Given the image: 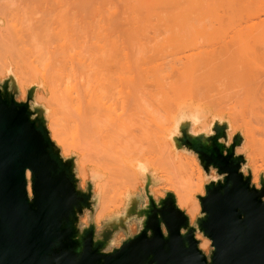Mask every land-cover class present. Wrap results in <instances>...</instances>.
I'll list each match as a JSON object with an SVG mask.
<instances>
[{"label":"water","instance_id":"95a60500","mask_svg":"<svg viewBox=\"0 0 264 264\" xmlns=\"http://www.w3.org/2000/svg\"><path fill=\"white\" fill-rule=\"evenodd\" d=\"M8 76L0 83V264H264V176L257 189L251 171L244 174L246 160L236 153L244 139L238 134L229 145L227 122L216 120L211 136L192 135L193 118L183 117L171 138L177 152H194L207 175L219 176L197 197L195 227L173 193L154 199L147 172L148 204L140 208L128 196L125 216L98 235L95 224L80 226L86 211L95 212L93 185L80 189L75 158L65 159L53 142L47 110L32 106L38 87L18 102L17 81ZM133 220L139 233L114 247ZM198 233L211 241L209 256Z\"/></svg>","mask_w":264,"mask_h":264},{"label":"bare ground","instance_id":"6f19581e","mask_svg":"<svg viewBox=\"0 0 264 264\" xmlns=\"http://www.w3.org/2000/svg\"><path fill=\"white\" fill-rule=\"evenodd\" d=\"M244 1L245 0H232L231 4L234 5L237 3L238 6L241 2L245 4ZM247 1L249 2V0ZM213 2L214 0H169L168 5L170 6L169 9L174 11L173 16L175 17L181 14L178 19L183 16L184 19L188 18L187 21H189L186 25H178L180 27L178 33H185L187 29L188 32L192 29H196V25L202 24L206 26V10ZM10 6H12V10L8 13V15L10 14V17H16L15 15L18 16L16 13H18L21 8L24 9L21 10L22 12L27 10L25 12L28 13L29 11V16L31 15L30 18L25 15L27 17L26 20V17L24 16L25 12L22 15H20L19 12L20 17L23 16L22 18L24 20L22 19V21L26 24V26L23 27H26L28 32L27 34L24 33L26 35L25 38L24 34L21 36V38H24L22 40H24L23 43L25 44L22 45L29 46L31 43H35V45H38V49L42 46V50H44L43 54L39 52L41 54L38 55L36 50L38 52L40 49L38 50L36 48L33 52V55L35 53L34 57H36L34 58L32 54L27 53L28 51L26 50H29L28 47H25L26 50L21 44L17 47L18 45L14 43L19 41L9 42V39L5 38L9 42V47L13 45L11 47L12 49L14 46L17 48H20L21 46L24 50L22 52L24 53L23 56L21 55L22 53L19 54V49L11 50L15 52L17 51L19 54L14 57V54L11 53L13 58H16L15 62L13 59L15 67L17 65V68L13 71L33 81L36 80V83H43L44 94L47 101L43 96H41L43 98L40 99L42 101L44 99V101L48 103L45 102L46 106L49 105L50 107L49 128L52 133L53 141L62 147V154L67 157L69 153L76 152L80 157L78 165L81 168L82 173L90 176L88 167L91 164L94 166V169L100 173L97 175L98 178H106L105 181L96 185L99 193L103 190L105 191L103 199L107 201V204L102 202L101 207L103 209L107 207L110 215H112L111 212L115 210L118 211V209L120 210L121 207L119 203L124 199V194L129 193L132 185H134L135 182L138 183L139 173L144 174L149 171V168L156 170L163 168L164 166L168 167L174 163H178L176 168L182 175V187L184 189L186 187V192H188L190 198H194L198 192L201 190L203 191L204 174L200 167L196 164L192 165L188 160L184 163L179 161L176 162L178 160L179 152L173 150L172 143L168 142L165 136L167 131L165 129V123L171 125V117L176 113L177 108L179 109L181 106V100L185 98V95L182 94V92L185 94L188 86L183 79L185 75L188 73H195L202 68L207 67L206 61L209 63L208 57L215 56V52L208 53L203 51L197 54L186 55L185 53L187 51L200 49L201 46L193 39L187 38L186 40L181 41V53L184 55L175 60L174 63L176 65L178 64L180 68L173 67L172 74H178L183 79L184 84L180 85V82L174 80L173 75L162 78L159 75L158 77L156 76V79L161 78L163 83L165 80H167L165 83L169 82L165 85L169 87L168 90L170 89V86H172L173 91L175 90L173 96L165 98L161 93L160 95L157 94L162 86L156 91L157 88L154 87L153 84H151L152 88L149 86L150 84H148L151 83V80L148 79L151 76L148 77V75L153 71L147 72V69L143 68L136 69L130 64V62H128V60H126V63L119 62L120 55L114 48L110 37L96 34L91 37L92 45L86 47L88 42H83V36L76 35L73 37L70 35L68 19L69 0H0V70L9 67L10 63L9 59L3 55L6 54L4 52L6 50L4 49H7V51L10 49L9 47H4V42L7 43V41H4L3 31L9 18V16L7 17V11L11 8ZM241 10L242 11L238 10L239 24L236 26L235 35L232 37L231 42H234L235 39L245 31H255L260 28V22H256V20H259L260 16H264V3L261 6L253 4ZM11 12L15 15L13 16ZM203 12L205 15L201 14ZM196 15L199 16L197 17ZM8 21H10V19ZM8 24L10 25L9 22ZM18 24L19 23H17V25ZM19 25L18 27H20ZM9 27L12 31L15 26L12 24V26L10 25ZM9 27L7 29H9ZM14 29L16 30V28ZM15 30L10 33H13ZM19 30L21 32V29ZM18 37L20 38V34ZM18 37L17 40L22 41L21 38L19 39ZM12 39L10 38V40ZM36 42L39 43L36 44ZM10 43L13 44L11 45ZM70 43L75 44L76 47L80 49L77 54L74 55L69 52L68 44ZM40 44L41 46H39ZM35 45H31L32 49H35L33 48ZM30 53H32V51H30ZM236 54L239 57L236 58ZM241 54L243 53L240 52L239 55L238 53H228L226 56L229 61L233 60V58L234 61L238 58H241L243 61L240 62L243 64L242 68L239 63L240 65L238 64L239 66L237 67L239 70L236 68V71L233 72L235 74L234 77H237L236 83L244 80L242 83H238V85L241 84L242 87H246V90H248L249 93H251L250 91H254V95L252 93L253 97L256 94L257 97L261 96L260 98L262 99L263 97L264 99V93H262L264 92V45L263 49H260L258 52ZM8 55H10V53H8ZM28 55L32 57L30 58ZM16 56H19V58ZM25 56L29 58H26ZM9 57L12 58V56ZM17 59H20L21 61ZM257 61H260V70L255 66ZM41 62L42 65H44L39 67L38 64ZM231 62L233 63V61ZM231 62L224 69V71L228 69L225 71L226 74H231L233 71L230 68L232 64ZM248 65L252 66L254 71H249L251 67ZM247 67L249 69H247ZM256 70L260 73H257ZM154 71H156V73L158 72V74L163 72L160 68H155ZM244 73H246V75L249 73V75H245L244 77ZM251 73L252 75H250ZM160 82L161 81L157 83L160 84ZM163 83H161V85H163ZM148 86L151 91L153 89L152 92L149 91L150 89ZM174 86H177V89H174ZM182 86L184 88H182ZM240 86L238 89L243 92L241 95H247V99H250L252 95L249 96L248 92L244 88H240ZM173 91L171 90V92ZM240 91L239 93H241ZM155 92L156 95H159L160 97H156ZM171 92L169 91L166 93H170L169 95H171ZM260 92L262 94H260ZM239 93H237L238 96ZM153 94L155 95V98H153ZM151 96H153V99L149 101ZM161 96L163 97L162 100ZM238 96L236 98L240 100L242 96H239V98ZM229 97L230 99L233 98H231V96ZM245 97L246 96H244V98ZM154 99L155 102H153ZM228 99L227 101H229ZM235 100L234 102L238 101ZM250 100L254 99L252 98ZM258 100L256 98L255 101H251V104L253 103L252 105L255 107L251 108V106H247L246 108H243L246 111V115H249L248 113H250L252 109H256L253 111L255 115L253 112V115L250 113V116L252 115V117L255 118L254 122L252 118V120L249 118V121H247L248 117H244L245 115H243V113L245 111L243 109L241 112H238L240 114L237 113L238 115L236 112L234 113L233 111H236L235 106L233 107L234 109L232 108L234 116L232 114L231 116L229 115V117H233V120L231 119V121L234 130L237 127L239 128L240 126H243L244 135L246 136L245 149L251 147L255 143L260 144V107L258 104L260 100ZM224 101L226 102V99ZM222 104L221 107L219 106L221 110H219L220 108L217 110L224 112V108L227 109L229 105L227 106L224 103V106L222 107ZM238 104L239 103L236 102L235 105L237 106ZM152 105L155 109L152 108ZM260 105L264 104L260 103ZM150 108L152 110H150ZM229 108L226 110L227 112ZM162 114L164 115L162 116ZM240 116L242 118H240ZM237 117L239 120H243L244 118L246 121H238ZM161 118H164L165 120H163L165 122L162 121ZM69 121L74 122L73 125L75 123L77 125V129L75 127L73 130H76V135L79 137H71V139L79 138L80 142L78 144L76 143V140L70 142L68 136H66L67 134L65 132L64 123ZM240 122L243 123V125ZM79 139L77 141H79ZM90 155L93 159H91ZM251 167L252 171H254V167ZM28 178H30L29 173ZM93 178H95V176ZM30 190L29 187V192ZM186 205L185 209L187 210L188 215L194 218L196 216V209L190 204L186 203ZM114 217H112L110 221L116 220ZM201 239L200 249L203 251L208 250L211 241L202 236Z\"/></svg>","mask_w":264,"mask_h":264},{"label":"rangeland","instance_id":"374dc122","mask_svg":"<svg viewBox=\"0 0 264 264\" xmlns=\"http://www.w3.org/2000/svg\"><path fill=\"white\" fill-rule=\"evenodd\" d=\"M245 1H244L245 4L241 2L243 6L241 5V3L238 4L237 6L236 2H234L236 3L234 5L231 4L232 0H214L212 5L206 10L207 12V13L205 12L206 15L204 14V12L201 13L205 15L206 26L200 24V25L195 26L196 29H192L189 32L187 29L185 33L184 32L178 33L180 29L178 25L180 26L181 24L186 25L187 23H189V21H187L188 18L184 19L183 16H181L178 19V17L181 14L179 16H175V17L173 16L174 11L169 9L170 8V6L168 5L169 0H69V13H68L69 30H70L69 33L73 37L76 35L83 36L84 37L83 42H88L86 47L92 45L91 37L95 36L96 34L110 37L114 48L116 49V51H118V54L120 55L119 62L126 63V60H128V62H130V64L133 65L136 69L143 68V69H147V72L153 71L149 73L150 75H148L147 73L148 77L151 76L150 78H148L151 80V83H148V84H150L149 85L150 87L152 86L151 84H153L154 87L157 88L156 91L158 90L159 87L161 86L164 87V88L161 87L162 89L160 88L159 89L160 91L158 90L157 94L160 95L161 93V95L163 97L165 96V98L173 96V93L175 90L173 91L172 86H170V89L173 92H171L170 89L168 90L169 87L165 86L167 83V82L165 83V81L167 80L164 81L165 83L164 84L161 78L169 76V75H173L174 80H177L178 82H180V85L184 84L183 82V79H184L185 82L188 84L185 94L184 92H182V94L185 95L186 99L184 98L183 100H181L182 101L180 102L181 106L179 107V109L177 108L176 113L171 117V120H170L171 125H168L167 123H165L166 124L165 129L167 130L165 136L168 142L172 143L173 150H175V146L171 138L173 135L179 136V134L176 132L177 130L176 128L181 118L183 117L188 118V119L193 118L194 125H192L190 128V133L192 135L204 134L207 136H211L213 134L212 128L216 120L227 122L230 126V130L228 131V136H229L228 144L230 145L233 143L234 136L238 134L242 135L244 142L242 146L237 149L236 153L239 156H243L246 160V165L243 167L244 174L248 176L249 175L248 170H250L251 175H252V180H253L252 183L257 187V189H260L261 188V185H260L261 176L262 175L264 176V105H260V103L264 104L263 97L261 99L260 98L261 96L257 97L256 94L254 96L257 98V100L258 98L259 100L261 99L260 102L258 103L260 107V144L255 143L251 147L245 149L244 147L246 144V136L244 135V129L242 128L243 126H240L239 128L237 127L234 130L232 127L233 125L231 121L233 117L232 118L229 117V115L231 116V114L234 116V114L232 113V108L234 106L236 107L235 108L236 111H233V112L234 113L236 112V114L238 112H241V110L243 108H246L247 106L249 107L251 106V108L255 107L254 105H252L253 103L251 104V101H255L256 98L253 97L254 91L253 92L250 91L251 93H249L248 90H246V87L245 88L242 87L241 84H240L241 86L238 85V83H242L244 80L242 82L238 81L236 83L237 77H234L235 74L233 72H235L236 68L241 64L240 62H243L241 58L236 59L238 61L236 60L234 61V58H233V60H231L233 61L232 63L231 61H229V59H227L226 56L228 53L230 54L238 53L239 55L240 52L243 54H247L248 52H258L260 51V49H263V45H264V16H260L259 20H256V22H260V28H258V30L245 31L238 38H236L234 42H231L232 37L235 35L234 33L236 31V26L239 24L238 22L239 11L238 10L242 11L241 9H244L245 7L253 5V4H258L261 6L264 3V0H249V2L247 0ZM228 2L230 3V5ZM10 7L11 8L7 11V17L10 15V14L8 15L10 10H12V6ZM21 10H24V9L21 8ZM21 10L20 11L18 10L20 12V15L24 14V12L27 11L25 10L24 12H22ZM19 12L16 13L18 14V16L14 14L16 17L9 16L8 20L10 19V21L7 20V25H6L9 27L10 25L12 26L13 24L16 30L13 28V30L15 31L13 33H10L13 30L11 31L10 27L9 29H7L8 27L6 26H5L6 28L4 27V30H3L4 39L5 38L9 39V42L19 41L17 43L13 42L14 44L18 45L17 47H19L20 44L21 46L25 45L23 43L24 40L22 39H24L26 36L24 33L26 34L28 33L26 30V27H23V26H26V24L24 23V21H22L23 16L20 17ZM29 13H30L29 11L28 13L25 12L24 16L26 15L27 17L30 18L31 15L29 16ZM196 16L198 17L199 15H196ZM27 17L25 18L26 20H27ZM194 17H195V14H194ZM20 19H21V22H20ZM8 22L10 23V25L8 24ZM17 23L20 24V25L18 24L20 27H18ZM19 29H21L22 34ZM19 34H20V38L24 34V38H21L22 41L17 40V37L19 36ZM14 35H16L17 37ZM10 38L11 39L14 38V39L10 40ZM187 38L196 40L201 47L200 49L187 51L185 53L186 55L197 54L199 52L206 51L208 53L215 52L214 54L215 56L208 57L209 63L206 61L207 67H204L195 73H188L182 79L178 74H172V68L179 67L178 64L176 65L174 62L176 59L184 55L181 53V41H184ZM6 39L4 41H7ZM29 41L27 40V42ZM9 42L8 41L7 43L4 42L5 43L4 47H9V44H8ZM13 43H10V44L12 45ZM37 43L39 42H36V44ZM31 45H35V43L34 44L31 43L29 46ZM12 46L9 47L10 49H8V51L7 49H4L6 50L4 52L7 55L6 54H3V55L9 59L10 63H9V67H5L3 70H0V83H2L4 80H7L9 78L8 75L14 76V78L17 81V85L19 89V94L16 98L18 102H26L28 91L32 87L39 86L35 93V99H34V102L32 103V106L43 107L44 109H47L45 118L47 121L48 130L52 138V133L49 128L50 107L49 105H47L48 107L46 106L47 98L44 94L43 83L41 82L36 83V80H34L35 81L34 82L33 80L26 78L18 74L17 72L13 71L15 68H17V65L15 67L14 62L16 58H13V55L11 53H13L15 57V55H19L24 51L23 48L28 47L29 50L32 51V53H30L29 50H26V48L25 50L28 51L27 52L28 54H32V56L34 57L35 53L33 55V52L34 50H36L38 45H35L33 47L35 49H32V46L29 47L28 45L23 46V48H21L20 46L21 49L15 46L14 48L16 49L14 48L12 49L11 48ZM39 46H41V44ZM68 48H69V52L74 55L77 54L78 51L80 50L73 43L68 44ZM17 49H19V54L17 51H16L17 53L15 51H11V50H17ZM39 49L40 51L37 52L36 50V53H38V55L41 53L43 54L44 50H42V46ZM7 52L10 53V55H8ZM23 54L24 53H22L21 55L23 56ZM9 56H12V58ZM32 56H29V57L31 58ZM16 57L19 58V56H16ZM29 57H26V58H29ZM237 57L239 56H237L236 54V58ZM13 59H14V62H13ZM20 59H17V60H20ZM230 62L232 63L230 68L233 71L232 73L230 72L231 74H226L225 71H227L228 69H226L225 71L224 69L226 68V66L230 64ZM40 64H38L39 67L44 65V64L42 65V62ZM240 66L242 68L243 64H241ZM255 66L256 68H259L258 70H260V61H257ZM249 67H251L250 69L247 67L249 71L251 70L254 71L252 66H249ZM155 68H160L163 72L158 74V72L156 73V71H154ZM237 69L239 70V68ZM257 73H260V72L257 71ZM158 75L161 78H157L158 79L157 80L156 76L158 77ZM245 75L246 73H244V77ZM250 75H252V73ZM244 79L247 80L246 78ZM156 81L157 82L161 81V82L159 84ZM161 83H163V85H161ZM149 86L148 88L150 89ZM239 86L240 88L241 87L244 88L248 92L249 96L252 95L253 93L250 99L253 98L254 100H250L249 98L247 99V95H244L246 96L244 98V96L241 95L243 92L238 89ZM182 88L184 87L182 86ZM174 89H177V86ZM149 91H151V89ZM169 91L172 93L171 95H169L170 93L169 94L166 93ZM234 91H237V92H234ZM239 91L241 93H239ZM237 93H239V96L241 95L243 98L240 96L241 99L238 100L236 98L238 96ZM262 93L260 92V94ZM155 95H156V92H155ZM155 95L154 97L151 96V99L149 101L155 98ZM159 95H156V97H160ZM166 95H169V96H166ZM41 96H43L46 99V101H44V99L42 101L40 98H43V97ZM229 96L233 98L230 99ZM163 97L161 98V100L163 99ZM235 98L236 100L240 102L236 101ZM225 99H226V102L224 101ZM227 99L229 101H227ZM234 100L237 103H239L237 106L235 105L236 102H234ZM153 102H155V99ZM224 103L227 106L229 105L227 109L230 107L228 112L226 111L227 109L225 108L224 110L226 112L224 110H223L224 112L219 111L221 110L220 108L221 104L223 107ZM153 105H152V108H153ZM218 108L220 109L217 110ZM153 109H155V107ZM150 110L152 109L150 108ZM254 110L256 109L254 108ZM254 110L252 109L250 113L252 114ZM244 113H243V115H245L244 117L246 118L248 117L247 121H249L248 119L250 118V120L253 119V122H254L255 118L252 117L254 112L251 116H250V113H248L249 115H246V111ZM163 115L164 114H162V116ZM240 118L242 117L240 116ZM163 119L161 118L162 121L165 120ZM240 120L238 118V121ZM243 120H241V122ZM70 122L71 121L64 123L65 130H66L65 132L67 134L66 136H68L70 142L71 141L74 142V140H76V143L78 144L80 142L79 138L71 139V137H76V136L79 137L78 135H76L77 134L76 130H73V128L75 129V127L77 129V125L76 123L73 125L74 122H71V123ZM241 124L243 125V123ZM236 130L238 131V133ZM78 139L79 141H77ZM56 145L62 152L63 150L62 147L59 146L57 143ZM178 152H179V156L176 162L179 161V162L184 163V162H187L188 160L190 163H192V165L196 164L202 170L204 174L203 191L201 190L200 192H198V194H196L194 198H190L188 196V192H186V187L185 189L182 187V182H181L182 175L180 174V171H178L176 168L178 166V163H174L172 165H169L168 167L164 166L163 168L156 169V170L149 168L148 173L153 177V181H154V185L150 187V192L157 202L160 199L165 198L166 193H169V192L173 193L176 196L178 207L180 208V210L185 212L187 216L190 218L191 226L195 227L197 219L201 217V206H200V202L197 197L205 196V186L214 180H218L219 176L216 170H213V169L211 170L210 174L207 175L203 167L200 164L198 156L194 152H189L188 150L178 151ZM63 157L65 159L75 158L76 166H77L76 173H77L78 179L80 180V189L82 191L87 190V186L89 183L93 185L94 199L96 201L95 212L93 214V217H91V213L89 211H86L84 213V215L81 217V220H80L81 228L88 227L91 223H93L96 225L97 234L100 235L105 229L106 224L108 222H111L110 219L112 217L117 215L114 218L116 219V221H118L120 216H125L126 209L129 208L128 205L132 201H136V199L137 200L140 199V208H143L145 205L148 204V200L145 194L146 176L139 173L138 183L135 182L134 185H132V188L129 190V193L124 194L123 196L124 199L121 200V202L119 203L121 207L120 210L119 209L118 211L115 210L111 212L112 215H110V212L108 211L107 207L105 209L101 207L102 202H105L107 204V201L103 199L105 196V191L103 190L101 191V193H99L96 187L97 184L102 183L103 181H105L106 178L105 177L98 178L97 175H99L100 173L97 172L94 169V166L91 164L88 167L90 176L89 175L87 176L84 173H82V170L78 165V161L80 157L76 152H72L71 154L69 153L67 157L63 155ZM91 159L93 158L91 157ZM250 165L254 167V171H252V167ZM94 176L95 178H93ZM29 193L30 195H32L31 190ZM128 196L131 197V198L130 197L128 198L131 202L127 201ZM186 203L190 204L196 209V216L194 218L188 215L187 210L185 209V206H187ZM198 206L200 207V209ZM140 228L141 227H140L139 221H136V220L131 221L130 224L128 225L129 234H125L122 231L118 232L115 237L114 247L117 248L121 246V243L125 241L129 236L133 237L134 235L138 234L140 231ZM201 236H202L201 234L199 233L197 234V239L200 241V243L202 240ZM211 251H212V247L210 244L208 250L203 251V252L209 256Z\"/></svg>","mask_w":264,"mask_h":264}]
</instances>
